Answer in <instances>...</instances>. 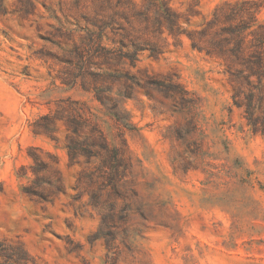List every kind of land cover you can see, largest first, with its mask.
Wrapping results in <instances>:
<instances>
[{"label":"rangeland","instance_id":"rangeland-1","mask_svg":"<svg viewBox=\"0 0 264 264\" xmlns=\"http://www.w3.org/2000/svg\"><path fill=\"white\" fill-rule=\"evenodd\" d=\"M224 1L0 0V264H264Z\"/></svg>","mask_w":264,"mask_h":264},{"label":"trees","instance_id":"trees-1","mask_svg":"<svg viewBox=\"0 0 264 264\" xmlns=\"http://www.w3.org/2000/svg\"><path fill=\"white\" fill-rule=\"evenodd\" d=\"M263 7L261 0L218 4L208 21L209 29L219 28L208 53L224 62L223 72L232 86L231 111L234 107L241 109L248 130L264 137V22L258 18ZM119 108L112 115L117 116Z\"/></svg>","mask_w":264,"mask_h":264}]
</instances>
